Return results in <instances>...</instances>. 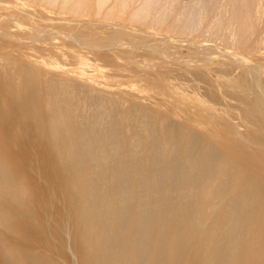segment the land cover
<instances>
[{
  "label": "bare ground",
  "instance_id": "6f19581e",
  "mask_svg": "<svg viewBox=\"0 0 264 264\" xmlns=\"http://www.w3.org/2000/svg\"><path fill=\"white\" fill-rule=\"evenodd\" d=\"M259 1L0 0V264H264Z\"/></svg>",
  "mask_w": 264,
  "mask_h": 264
},
{
  "label": "rangeland",
  "instance_id": "374dc122",
  "mask_svg": "<svg viewBox=\"0 0 264 264\" xmlns=\"http://www.w3.org/2000/svg\"><path fill=\"white\" fill-rule=\"evenodd\" d=\"M261 1V2H260ZM259 1V5H258V7H257V9H259L260 11H261V14H260V16H261V18L262 19H264V6H263V4H264V0H260ZM260 6V7H259ZM263 7V9H261ZM191 35V36H190ZM190 35H187V36H190V37H194L193 36V34H190ZM186 36V37H187ZM197 36V35H196ZM196 36L194 37V38H196ZM261 37H264V33L261 35ZM203 39H206L205 37H203L202 38V36L200 37V41H202L203 43L204 42H206V43H211L210 41H207V39L206 40H203ZM264 39V38H263ZM210 40V39H209ZM57 41L58 42H60V45H59V48H58V50L57 51H59L60 53H61V55L60 56H58V55H56L55 56V58H54V60H55V62L57 63V66L59 67L62 63H66L67 65H74V62H76V61H82V60H85V57H83V55L82 54H89V53H87L88 51L87 50H85V51H87V52H85V53H81V52H84V49H82V51L80 50V48H78L77 49V51L79 50V52L81 53V54H79L77 51H76V48L75 49H72V48H68L67 46H65V45H63L62 43H63V41L61 40V39H57ZM197 42H199V41H197ZM214 45H217V46H219L220 47V50L219 51H217V52H215V54L217 55V56H220V54H219V52H224V51H226V50H229V51H231V49H233L232 48V46H229L227 43H221V41H217L216 43H214V42H212ZM196 44V43H195ZM10 48V47H9ZM8 48V49H9ZM7 49H5V51L4 52H10V50H12V51H14L15 49H12V48H10L9 50H7ZM23 50L25 51V52H27V53H29V54H36L37 56H42L41 54H40V52H38L36 49H34V48H32V47H28V46H26V47H24L23 48ZM11 51V52H12ZM261 53L263 54V57H264V47H263V49H262V51H261ZM1 54V53H0ZM15 54V53H14ZM246 54L248 55V56H252L251 55V53L250 52H246ZM90 55V54H89ZM187 55V51L185 50V49H182L181 50V56L182 57H184V56H186ZM48 56H44V58L46 59ZM89 57H91V56H89ZM54 62V61H53ZM86 62V61H85ZM85 62H84V64L82 63V67L84 68L85 67V69H89V71L90 70H93V68H92V66L90 65V63H88V64H85ZM56 63H53V64H56ZM260 63H262V64H264V59H262V60H260ZM52 66H56V65H52ZM56 66V67H57ZM189 77H190V79H189V81H188V78L186 77H184V79H185V81H184V84H187L188 85V88L190 87H194V86H201L202 85V87H204L205 86V84L203 85V82L202 81H196L195 80V78L192 76V75H188ZM117 79H119V78H117ZM102 81H105V79H103ZM191 81H193L194 83H195V81H196V85H194L193 86V84L194 83H192ZM105 82H108V81H105ZM189 84H188V83ZM199 83V84H198ZM191 84V85H190ZM190 85V86H189ZM122 88H125L126 86L125 85H123V86H121ZM187 87V86H186ZM186 87H184L183 88V92H185L184 94L186 95V97L187 96H189V93H191V91H192V93H193V91H194V93H193V95L196 93L195 92V90H190V88L188 89V88H186ZM202 87H200V91L199 90H197V94H200V95H196V96H193L192 95V93H191V96H189V97H187V99H188V101L187 102H189L190 101V103H192V104H195L194 102L196 101L197 102V100H196V98H198V99H200V101H204L203 103L205 104V103H207L208 105H206V106H214L215 108H217L218 107V109L219 110H217V114L216 115H214V117H215V119H220V120H224V119H226V118H228V119H232L233 117H234V114L235 113H238L240 110H238V109H231V110H229V111H224V110H220L221 108H223V105H222V102L220 101V103L221 104H219L218 103V101H216L215 102V100L214 99H212V101L214 100V104L215 105H219V106H215L213 103H212V101H210L211 99H207V96H205L204 94H203V92H204V90H202V89H204V88H202ZM182 89V88H181ZM181 89H180V91H181ZM192 89H194V88H192ZM185 90V91H184ZM186 90H188L189 91V93H187V91ZM145 93V91H143V94ZM203 94V95H202ZM145 95L147 96L148 95V93L146 92L145 93ZM222 96H223V94H222ZM192 97V98H191ZM190 98V99H189ZM201 98H203V99H201ZM223 98H226L227 100L229 99L230 101H231V103H233V104H235V105H241L240 104V101L238 100V101H236L237 99L235 98L234 99V97H227L226 95H224L223 96ZM232 98H233V100H232ZM194 101H193V100ZM235 100V101H234ZM209 101H210V104H209ZM239 102V103H238ZM146 103H148V102H146ZM213 105H212V104ZM225 103V102H224ZM202 104V103H201ZM232 104V105H233ZM197 105H198V102H197ZM221 105H222V107H221ZM234 105V106H235ZM154 106V105H153ZM152 106V107H153ZM9 107H10V110L9 111H7L6 113H5V115H6V124L4 125V126H6V125H8L9 127H10V129L11 130H13V134L14 135H12L11 137H8V145L10 146V149H16V148H14V146L16 147H18L19 146V142H20V145H22V143H24V138L25 137H29V135H25V131H24V128H23V130L21 129L22 127H21V125H23L27 120H28V117H27V115H25V113L23 112V111H21V109H18V108H16L15 106H14V104L13 105H9ZM156 108H158V107H160V106H155ZM154 107V108H155ZM205 107V106H204ZM224 107L225 108H223V109H226V110H228V108H226L227 106L224 104ZM162 108V107H161ZM163 109V110H162ZM161 110L164 112V108H162ZM167 110V109H166ZM167 112V111H166ZM183 117V116H182ZM187 117V116H186ZM179 118H181V117H179ZM182 120H183V118H182ZM218 126H220V125H218ZM205 127H209L208 125H206V124H204L203 126H201V128L203 129L204 128V130H206V129H208V128H205ZM221 128V127H220ZM21 129V130H20ZM19 130V131H18ZM241 130V132H242V130L244 131V129L243 128H241L240 129ZM216 132H219V128L217 129L216 128V130H215ZM21 132V133H20ZM22 133H24V135L22 134ZM23 136H25V137H23ZM18 140H17V139ZM23 138V139H22ZM21 140H22V142H21ZM17 142H18V145H17ZM13 144V145H12ZM35 145L33 144V147H34ZM36 148H37V146H35Z\"/></svg>",
  "mask_w": 264,
  "mask_h": 264
}]
</instances>
